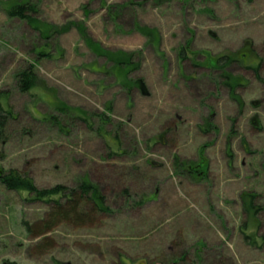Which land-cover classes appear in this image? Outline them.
<instances>
[{
    "label": "rangeland",
    "instance_id": "rangeland-1",
    "mask_svg": "<svg viewBox=\"0 0 264 264\" xmlns=\"http://www.w3.org/2000/svg\"><path fill=\"white\" fill-rule=\"evenodd\" d=\"M22 1L0 0V173L108 209L46 228L53 203L0 181V264H264V0H32L48 38Z\"/></svg>",
    "mask_w": 264,
    "mask_h": 264
},
{
    "label": "trees",
    "instance_id": "trees-1",
    "mask_svg": "<svg viewBox=\"0 0 264 264\" xmlns=\"http://www.w3.org/2000/svg\"><path fill=\"white\" fill-rule=\"evenodd\" d=\"M9 17L15 18L19 17L22 20L28 22L30 26L34 29H37L42 36L45 38L49 37V34L53 30L51 28L44 29L39 26L40 20L37 15L39 13L38 6L36 2L32 0H25L22 2H17L9 6L6 9ZM83 32V36L86 39L85 28H81ZM38 59L41 57L48 56L46 50L41 51ZM129 59V57H128ZM221 60V59H220ZM220 60L218 62L220 63ZM225 63V59H224ZM223 65V64H222ZM15 83L21 92H27L31 88H33L38 79L37 73L35 72V64H30L28 67L18 71L15 74ZM3 94L0 92V142L6 139V129L8 125L9 119H11V113L4 110L2 105ZM62 107V106H61ZM60 107V108H61ZM59 108V109H60ZM53 118V116H52ZM210 123L207 124L205 131H209ZM212 128V127H211ZM176 167L184 166L175 164ZM190 173L193 175H202L206 174V170L203 168L202 164L198 166L189 165ZM200 167L202 169H200ZM0 181L5 185L6 188L10 190H23L29 193L34 194L36 197L41 199H45L50 204L53 203L54 209L51 211L47 222L45 223V227L49 228L53 223L57 220H72L75 223H82V221H86L89 216L87 214L82 213L80 210L83 208H87L88 203L94 204L99 210L107 211L108 207L105 203L104 196H101L99 192V188L97 186L89 183L82 182L77 189L68 188L65 185H57L50 189H40L31 179L24 178L23 175L17 173L16 171H8L7 173H0ZM58 197V198H55ZM66 198L65 204H61V199ZM57 199V200H56ZM246 239H250L251 236L246 235Z\"/></svg>",
    "mask_w": 264,
    "mask_h": 264
}]
</instances>
